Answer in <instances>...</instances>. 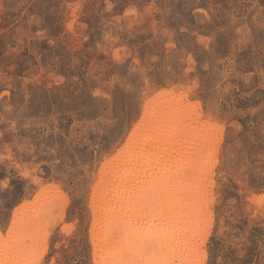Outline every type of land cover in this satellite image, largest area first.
<instances>
[{
  "label": "rangeland",
  "instance_id": "obj_1",
  "mask_svg": "<svg viewBox=\"0 0 264 264\" xmlns=\"http://www.w3.org/2000/svg\"><path fill=\"white\" fill-rule=\"evenodd\" d=\"M182 93L220 131L201 209L133 197L141 215L107 221L105 250L162 232L169 264H264V0H0V209L22 198L0 210V264H97L95 189L149 105Z\"/></svg>",
  "mask_w": 264,
  "mask_h": 264
},
{
  "label": "bare ground",
  "instance_id": "obj_2",
  "mask_svg": "<svg viewBox=\"0 0 264 264\" xmlns=\"http://www.w3.org/2000/svg\"><path fill=\"white\" fill-rule=\"evenodd\" d=\"M145 113L143 121L131 136L129 143L126 144L125 150L121 151L110 166L108 165L107 171L103 174L101 182L95 189V208L99 220L97 240L98 245L101 246L99 249L100 254L97 256L99 258L96 261L97 264H117L121 261L124 262L126 259H129V264H138L146 261V258H139L142 256H148L151 260L154 257L157 262L153 264H169L163 258V247L169 244L166 233L160 232L157 236H152L153 233L149 234V231H147L144 238L134 234V238L130 237L129 243L123 245L121 252H112L111 250L106 251V245L103 243L105 239L102 231L105 223L107 221L113 223L114 227H112L117 231L119 230L118 226L121 224L124 223L126 226L128 218L141 215V211L133 203L138 200L143 203V207L150 206L152 209L158 210V213L170 215L172 212H175V214L177 212V216L184 215L192 221L195 210L201 209L204 201L203 182L207 179H204L206 176L203 172V165L206 156H211V154L207 155V152L210 145L214 143L212 141L213 135L219 137L220 131L210 120L202 118L198 105L190 104L183 93L179 98H176L173 94H162L149 105ZM213 147L215 150L216 145L213 144ZM210 153H212L211 149ZM136 171H139L140 176L137 175ZM50 193L51 196L61 198L57 190ZM179 195H182V197ZM44 196L45 193L37 197L33 202L34 204H28L17 209L14 213L15 222L20 221L23 214L28 215V217L36 215L35 212L39 208L34 209L37 208L36 205L42 198L46 200ZM133 197L136 199L135 201H131ZM123 205L126 207L123 208ZM205 207H207V204ZM183 210H185V214L182 215ZM117 211H122V213L119 212L122 214L121 223L115 221ZM206 212L203 211V214H207ZM151 214L153 212L150 213V216ZM47 215H49V212ZM144 223L146 224L147 221ZM154 223H156L155 220ZM198 223L200 224V222ZM171 226L175 227L173 224ZM12 229L4 242L0 234V245L4 246L11 241L13 242L14 229ZM196 233L198 232L196 231ZM94 236L96 239V235ZM173 245L172 243L170 246L173 247ZM20 254L22 255V253ZM184 254L177 255L179 262L187 261ZM17 259V255H10L9 264H15ZM196 264H203V258L201 262Z\"/></svg>",
  "mask_w": 264,
  "mask_h": 264
},
{
  "label": "trees",
  "instance_id": "obj_3",
  "mask_svg": "<svg viewBox=\"0 0 264 264\" xmlns=\"http://www.w3.org/2000/svg\"><path fill=\"white\" fill-rule=\"evenodd\" d=\"M15 189H16V191L18 192V193H20V189H19V187H15ZM19 200H22V198H20L19 197V195L18 194H14V196L3 206V207H1V209L3 210V209H7L8 211L9 210H12L17 204H19ZM0 209V210H1ZM4 216H6L7 214H5V213H2Z\"/></svg>",
  "mask_w": 264,
  "mask_h": 264
}]
</instances>
